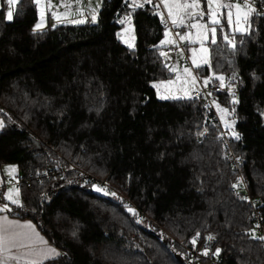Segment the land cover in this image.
<instances>
[{
	"label": "trees",
	"instance_id": "1",
	"mask_svg": "<svg viewBox=\"0 0 264 264\" xmlns=\"http://www.w3.org/2000/svg\"><path fill=\"white\" fill-rule=\"evenodd\" d=\"M130 3L102 0L94 23L35 32L34 0H18L11 21L0 7V165L23 180V206L9 205L10 215L61 251L44 264H208L188 257L197 233L214 238L227 264H264L250 206L230 190L241 177L264 228V15L251 16L235 49L217 33L207 43L212 67L194 68L200 78L235 73L238 102L215 93L240 136L225 131L226 146L198 99L156 97L152 83L172 77L160 55L164 28L152 5L132 12ZM129 13L131 48L118 39ZM68 163L108 180L159 228L138 223L118 195L78 184L76 172L42 175Z\"/></svg>",
	"mask_w": 264,
	"mask_h": 264
},
{
	"label": "snow or ice",
	"instance_id": "2",
	"mask_svg": "<svg viewBox=\"0 0 264 264\" xmlns=\"http://www.w3.org/2000/svg\"><path fill=\"white\" fill-rule=\"evenodd\" d=\"M35 4L39 5L41 0H34ZM18 3V0H7L8 11L6 14V19L11 21L13 19V8ZM125 3L128 4V0H125ZM3 0H0V6H2ZM145 4L152 5L156 10L155 14L159 15L161 21L165 25L164 36L165 39L160 41V45H175L177 41L174 38H171L172 32L171 29H183L187 28L188 31L181 34L176 32L175 35L179 37L180 41H186L188 43H199L200 48H192V66L194 68H201L203 66L212 67L211 65V52L208 47L205 46L206 42H210L212 45L218 43L217 32L223 34V40L227 46H230L232 49L236 48V34H247L250 28V18L253 14L261 15L257 9L252 4L251 0H244V3H227L224 0H206L207 10L202 7L201 0H159V3H156L155 0H131L129 7H131L132 12H135L137 8H143ZM161 5L167 12V16L164 15V12L161 11ZM49 9L53 7L51 0H49ZM63 7L66 9L63 13L52 12L53 18L57 22H61V16L67 17L68 10L71 8V5L64 4ZM226 9V25L223 23L225 13L221 10ZM235 9V13L233 12ZM97 9L92 10V21L95 22L97 19L96 12ZM205 17L207 19L205 20ZM131 20V13L126 15L120 23H125V21ZM170 21V23H169ZM72 23H84V20H74L69 21ZM56 25H53L55 27ZM42 27L41 24H37L33 32ZM196 29V35L193 37L192 30ZM133 45L129 44V47ZM159 47V46H157ZM202 53V55L197 57V53ZM160 55L166 60L168 57L164 52H161ZM181 57L184 55V50L180 51ZM165 67L170 72H176V81H182L183 96L173 94L171 92L170 86L173 85L176 81L169 79L167 81H161L158 84H153V87L157 89L158 97L161 99H192V92L199 94L200 87L198 82V77L193 74V69L191 67H184L182 74L179 68L176 65L165 64ZM235 78V73L233 77ZM213 79L219 80L220 87L223 89L225 87V78L220 75H216L215 71L213 74L203 80V85L207 87ZM165 89V93L160 92L161 88ZM231 92V89H229ZM211 95V93H209ZM238 101L233 98L232 103L235 104ZM216 105L217 111L221 114L220 119L224 121V126L226 129L231 130V125L226 121V116L231 115L228 108H222L219 103L213 101ZM3 110L0 109V112ZM234 112V109H233ZM234 123V121H233ZM0 127H3L2 122H0ZM207 131V130H205ZM198 135L203 136L204 133H198ZM234 138L239 140L240 136L233 132ZM10 178L16 172L15 167H10L6 169ZM237 184H233V187H237ZM95 191L101 192L104 195L116 196V193L110 192L105 185L100 187L98 185L93 186ZM20 189L18 186H13L8 189L7 196L5 197L3 193H0V200L7 199L11 204L18 207H22L21 200L19 198ZM127 211L132 215H137L136 210L128 205H125ZM11 212L12 209L7 203L0 205V213ZM140 222L139 220L137 221ZM19 229V231L17 230ZM199 233L196 234L191 240L193 245L196 244ZM208 240H212L213 237L209 236ZM221 250L216 249L215 254H219ZM60 253L56 250L55 247H52L48 241L44 240L43 237L39 235L35 226L31 222H26L21 224L17 220H11L7 216H0V264H44L46 260L53 259L59 256ZM203 255H208L207 248L203 252Z\"/></svg>",
	"mask_w": 264,
	"mask_h": 264
},
{
	"label": "built area",
	"instance_id": "3",
	"mask_svg": "<svg viewBox=\"0 0 264 264\" xmlns=\"http://www.w3.org/2000/svg\"><path fill=\"white\" fill-rule=\"evenodd\" d=\"M230 1H232L234 3H237V2H239L241 4L244 3V0H230ZM251 2L254 5V7L257 9V11L259 13H261V15H264V2H261L258 0H251ZM254 15H256V14H254ZM169 23H170V21H169ZM158 25L160 27L165 28V25L161 21L160 16L158 18ZM171 30H172V33L175 36V38L178 39V36H176L175 33L181 32V30L180 29H171ZM177 44L179 45L178 47L175 45L169 46V47H164L163 52L166 55H174V54L179 53L181 51V49H183L184 55L186 57V53H185V46L186 45L181 43L178 40H177ZM194 74L197 76V74L195 72H194ZM198 82H199V87H200L199 94H197L196 92H192L191 95H192V97L198 99L202 103V105L205 107L206 111H208L209 114L212 116L211 120H214L217 122V124L219 125V127L221 129V136L225 140V145L228 146V139H227L226 132H225L224 128L222 127L219 119L216 116V111H215L214 104H213L212 98H211L212 94H215L216 92H219L222 90L220 87L221 82L213 80L207 87H205L203 85V81L200 80L199 77H198ZM209 93H211V95H209ZM202 132L204 133L203 136L207 135V132L205 130H202ZM199 136L201 137V135H199ZM227 157L231 160L234 167L238 168L239 164L236 161L235 157L233 156V154L230 150L227 153ZM67 171H73V172H76L78 174L75 180L80 185L88 184L90 186L98 185L100 187H104L106 185L108 190L110 192L116 193V195H118L120 197V199L123 200L125 205H128V206H130L136 210L137 215H135V219L137 221L139 220L140 222L148 223L150 229L155 230V229L159 228L158 225L152 219H150L141 210L136 208L127 198L118 194L116 189L108 182V180L96 178V177L86 173L85 171L81 170L74 163H68L65 166H61L60 169H55V170L48 169V170L44 171L42 173V175L47 176V175L51 174V176H59L62 173L67 172ZM22 182H23L22 178L20 176H18L13 181V186H18L20 188L22 185ZM237 185L238 186L235 188L232 186L230 190L234 193L240 194V196L249 204L250 209H251V213H252V218H253L252 231L254 232L255 237L262 242V245L264 248V228L262 225V219L259 216L258 200L249 195L247 188L245 186V183L241 177H239ZM241 188H243V193L240 192ZM214 245H215L214 238L212 240H208V239H205L202 241L197 240L194 248L187 249L188 257L190 259H197V258L201 257L203 259H206L208 264H227L223 261L221 254H218V255L215 254L216 252L214 251ZM206 248L208 250V255H203V252L205 251Z\"/></svg>",
	"mask_w": 264,
	"mask_h": 264
},
{
	"label": "rangeland",
	"instance_id": "4",
	"mask_svg": "<svg viewBox=\"0 0 264 264\" xmlns=\"http://www.w3.org/2000/svg\"><path fill=\"white\" fill-rule=\"evenodd\" d=\"M101 1L102 0H51V4L53 5V7L51 9H49V7H48L49 0H41V3L39 5L36 4L37 19H36L35 23L32 26V30L34 29V27L37 24H41V23H42V27L40 29H37L36 31H40V30L46 29L48 26L53 27V25H59V24H82V23L69 22V21H74V20H84L87 23H94L92 21V10L93 9H97V6H98V10H99L100 5H101ZM155 2L159 3V0H155ZM224 2L234 3V2H232L230 0H224ZM201 3H202V7H204V9L207 10L206 0H201ZM64 4L71 5V8L68 10L69 14H68L67 17L61 16V22H57V20L55 18H53L52 12L55 11L58 14L65 12L66 9L63 7ZM0 7L4 8V14H5V18H6V14H7V11H8L7 0H3V4ZM160 10L163 11L164 14L167 16V12L163 8V5H161V9ZM221 11H223L225 13V16H224V19H223V23H225V25H226V11L227 10L224 9V10H221ZM97 12H96V16H97ZM233 12L235 13V9H233ZM122 19H124V17L120 18L118 20V23H120V21ZM206 19H207V17H205V20ZM120 24H121V27L119 28V31H118V39L121 41V43L123 45H125L126 47H129V44L133 45V43H134V36H133L131 22L125 21V23H123V24L120 23ZM180 30H181V34H183V33L188 31L187 28H183V29H180ZM164 32H165V28L163 30V37H162L161 40L165 39ZM171 32H172V30H171ZM217 33H220L219 30H218ZM192 35H193V37H195L196 29L192 30ZM220 35L223 36L222 33H220ZM171 38H174L176 41L177 40L180 41L179 37H178V39H176L175 36L173 35V33H172ZM180 42L186 45V48H185V53L187 54L186 57H185V55H183V57H181L180 52H179V53L174 54V55H166L168 57V59L167 60L165 58L164 59H165V61H166V63L168 65H170V66L171 65H176L179 68V70H180V72L182 74V70H183L184 67H191V68L193 67L192 66V60H191V57H192L191 49L192 48L199 49L200 48V44L198 42L195 43V44L188 43L186 41H180ZM207 43L208 42H206V44H205L206 47H207ZM159 46H164L165 47V46H174V45H160V42H159ZM129 48H131V47H129ZM200 55H202V53L198 52L197 53V57L199 58ZM193 74H194V71H193ZM176 75H177L176 72H172V77L169 78V79H172L173 81H176ZM169 79L162 80V81H167ZM204 79H206V78L203 77L202 80H204ZM232 79L233 78H227L225 80V87L223 88L229 94V100L228 101H229L230 104H232L233 98H235L237 100V96H236V93H235V90H234L235 84L232 83ZM160 82L161 81H156V82H153L152 84H158ZM181 88H182V81H176L173 85L170 86L171 92L173 94H177V95L183 96V91L181 90ZM229 89H231V92L229 91ZM160 92L162 94H167V93H165V89L163 87L160 89ZM156 97L158 99H161V98L158 97L157 89H156ZM211 98H212V102L216 101L217 103L220 104V106L222 108H228L229 112L232 115L230 105L228 106L227 104H224V103H221L220 101H218L215 94H212ZM214 108H215V111H216V116L219 119V121H220L222 127L224 128V130L228 134L233 135V132H234V130H233V119H232L231 115H227L226 116V121L231 125V130H229V129L225 128V126H224L225 122L221 121V119H220V115L221 114L217 111V108H216L215 104H214ZM5 167L8 169L10 167H15V166L13 164H6ZM14 176L15 175H13L11 177V179ZM6 186H9V187L5 188L4 193L6 191L8 192L9 188H12L9 185V182H6ZM91 188H92L93 191H95L93 186ZM95 192H97V191H95ZM240 192L243 193V188H241ZM97 193H99L101 195H104L101 192H97ZM252 236L255 237V234H254L253 231H252Z\"/></svg>",
	"mask_w": 264,
	"mask_h": 264
},
{
	"label": "crops",
	"instance_id": "5",
	"mask_svg": "<svg viewBox=\"0 0 264 264\" xmlns=\"http://www.w3.org/2000/svg\"><path fill=\"white\" fill-rule=\"evenodd\" d=\"M165 15V14H164ZM166 16V15H165ZM48 24V23H47ZM181 33V32H180ZM165 47H169V46H165ZM186 48V47H185ZM187 55V54H186ZM192 69H193V71H194V67H192ZM199 79L200 80H202V78H200L199 77ZM203 81V80H202ZM6 165V164H5ZM5 165H0V193H3V195L6 197L7 196V191L4 193V191H5V188H7V187H9V186H6V182H9V185L11 186V187H13V181L15 180V178H16V172L13 174V175H15L12 179L10 178V176H9V174H8V172L6 171V167H5ZM16 169V168H15ZM5 203H7L8 205H11V203L7 200V199H3V200H0V205H2V204H5ZM0 216H7L9 219H11V220H17V221H19L21 224H24V223H26V222H31L34 226H35V224L32 222V221H30V220H28V219H20V218H17V217H14V216H11L10 215V212H3V213H0ZM35 228H36V230H37V232L39 233V235L41 236V237H43V239L44 240H46L47 241V239L39 232V230L37 229V227L35 226ZM18 231H19V229H17ZM52 247H55L54 245H52L51 243H49ZM56 248V247H55ZM56 250L59 252V253H61V251L59 250V249H57L56 248ZM50 260V259H49ZM47 261V260H46Z\"/></svg>",
	"mask_w": 264,
	"mask_h": 264
},
{
	"label": "water",
	"instance_id": "6",
	"mask_svg": "<svg viewBox=\"0 0 264 264\" xmlns=\"http://www.w3.org/2000/svg\"><path fill=\"white\" fill-rule=\"evenodd\" d=\"M198 140H200V137H198ZM168 246H169V244L166 243V244H165V247L168 248ZM182 264H188V263L182 262Z\"/></svg>",
	"mask_w": 264,
	"mask_h": 264
}]
</instances>
